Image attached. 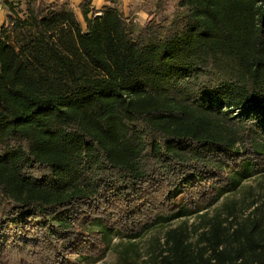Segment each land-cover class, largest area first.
<instances>
[{
	"label": "trees",
	"instance_id": "16d2710c",
	"mask_svg": "<svg viewBox=\"0 0 264 264\" xmlns=\"http://www.w3.org/2000/svg\"><path fill=\"white\" fill-rule=\"evenodd\" d=\"M92 1L0 28V264L97 262L161 223L146 264H264V194L208 211L264 175V0L145 25Z\"/></svg>",
	"mask_w": 264,
	"mask_h": 264
},
{
	"label": "rangeland",
	"instance_id": "374dc122",
	"mask_svg": "<svg viewBox=\"0 0 264 264\" xmlns=\"http://www.w3.org/2000/svg\"><path fill=\"white\" fill-rule=\"evenodd\" d=\"M28 0H0V28L7 23L10 16L25 18L27 16ZM178 0H163L161 7L157 4L156 8L148 16H131L130 19L140 25H145L151 20L159 22L174 16L177 11ZM79 12V11H78ZM133 15V14H132ZM227 111V110H225ZM240 112L236 111L232 115L239 118ZM264 194V175H256L251 178L244 179L236 190L224 195L216 204L209 208L212 214L222 205L226 199L235 201H245L249 204L253 199H259ZM238 202L237 208L240 207ZM248 212V211H247ZM246 212V213H247ZM187 219L190 226V241H196L197 234L194 231V225H200L201 218L199 214H192L187 218L175 219L172 226L178 225L182 220ZM169 226L166 224H158L153 229L147 231L141 237L136 239H128L122 237L119 233H113V239L109 250L105 256L97 262H91L86 259L84 264H146L150 255L157 252L159 248L164 246L165 233Z\"/></svg>",
	"mask_w": 264,
	"mask_h": 264
},
{
	"label": "crops",
	"instance_id": "0c3cea01",
	"mask_svg": "<svg viewBox=\"0 0 264 264\" xmlns=\"http://www.w3.org/2000/svg\"><path fill=\"white\" fill-rule=\"evenodd\" d=\"M47 3L55 2L56 0H44ZM77 9L83 0H69ZM158 0H93L92 6L99 10L103 6H112L121 9L127 17L131 16H148L147 13L155 9ZM133 14V15H132Z\"/></svg>",
	"mask_w": 264,
	"mask_h": 264
},
{
	"label": "built area",
	"instance_id": "2783aa9c",
	"mask_svg": "<svg viewBox=\"0 0 264 264\" xmlns=\"http://www.w3.org/2000/svg\"><path fill=\"white\" fill-rule=\"evenodd\" d=\"M0 8H1V4H0ZM100 12H98L97 14H99Z\"/></svg>",
	"mask_w": 264,
	"mask_h": 264
}]
</instances>
